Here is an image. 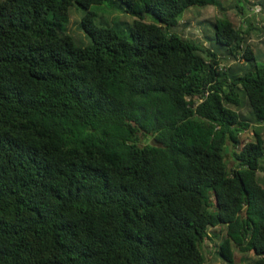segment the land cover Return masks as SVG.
I'll list each match as a JSON object with an SVG mask.
<instances>
[{
    "label": "trees",
    "instance_id": "1",
    "mask_svg": "<svg viewBox=\"0 0 264 264\" xmlns=\"http://www.w3.org/2000/svg\"><path fill=\"white\" fill-rule=\"evenodd\" d=\"M117 3L126 34L93 23L90 7ZM208 6L226 11L0 0V264H206L217 227L222 264H264V138L242 137L264 125L250 37L264 29L222 14L210 48L176 32ZM72 9L86 11L80 45Z\"/></svg>",
    "mask_w": 264,
    "mask_h": 264
},
{
    "label": "rangeland",
    "instance_id": "2",
    "mask_svg": "<svg viewBox=\"0 0 264 264\" xmlns=\"http://www.w3.org/2000/svg\"><path fill=\"white\" fill-rule=\"evenodd\" d=\"M250 8L244 9V14H241L237 9H229L230 5H233L235 0H220V2L226 6V11L222 12L218 7L208 6L205 8L192 7L187 10L180 18L179 26L176 28V32L181 34L184 38L196 41L197 43L210 48L215 44L214 42V28L212 21L215 17H220L222 14L229 18L237 27L247 29L251 27L250 23L260 29H264V17L259 14L260 6L254 5L256 0H250ZM117 4H103L101 6L90 7V11L94 14L93 23L98 27L113 28L120 33H128V28L131 25L134 17L123 12ZM121 6V5H120ZM86 11L72 9L70 11V20L67 25L68 33L74 38L77 45L79 42L85 41L84 33L79 28V24ZM150 20V18L148 17ZM262 31V30H261ZM261 31H253L251 34V42L253 43V50L258 57L257 61L264 59V45L260 44L258 39L261 38L264 33ZM87 42V41H86ZM85 42V43H86ZM232 61H224L225 65H231ZM257 132L264 138V125H253L246 134L242 137L245 142L253 140V133ZM231 153L227 156L230 159ZM262 175V174H261ZM263 179L264 175L260 176ZM216 238L213 241H207L202 245V253L205 257L206 264H222L221 260L217 257L216 252L222 240L226 236V232L220 227L215 230Z\"/></svg>",
    "mask_w": 264,
    "mask_h": 264
}]
</instances>
